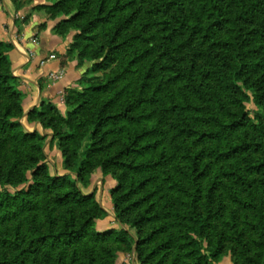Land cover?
Masks as SVG:
<instances>
[{
	"label": "trees",
	"instance_id": "obj_1",
	"mask_svg": "<svg viewBox=\"0 0 264 264\" xmlns=\"http://www.w3.org/2000/svg\"><path fill=\"white\" fill-rule=\"evenodd\" d=\"M52 2L78 64L104 74L67 95L66 118L26 116L57 140L58 176L18 120L0 42V264H115L117 248L139 264H264V0ZM98 169L134 234L94 229L106 213L77 182Z\"/></svg>",
	"mask_w": 264,
	"mask_h": 264
},
{
	"label": "crops",
	"instance_id": "obj_2",
	"mask_svg": "<svg viewBox=\"0 0 264 264\" xmlns=\"http://www.w3.org/2000/svg\"><path fill=\"white\" fill-rule=\"evenodd\" d=\"M26 7H29V4ZM27 9L14 15L15 10L11 2L0 0V41L11 43L14 47L8 55L13 76L20 82L19 91L23 98L22 109L25 120L29 112L40 111L47 104H53L63 112L60 94L68 92L70 88H76L83 71L74 67V61L66 55L67 43L53 33L52 26L46 25V28L38 31L36 20L29 18L23 23L19 21L23 18V14L28 13ZM18 25L20 34H16ZM27 50L33 53L31 59L26 57ZM51 55H55L56 58L49 60ZM41 61H45L42 66ZM57 72L62 74L59 80L49 78L51 73ZM27 124L30 131H43L38 123ZM222 264L232 263L229 258H224Z\"/></svg>",
	"mask_w": 264,
	"mask_h": 264
},
{
	"label": "rangeland",
	"instance_id": "obj_3",
	"mask_svg": "<svg viewBox=\"0 0 264 264\" xmlns=\"http://www.w3.org/2000/svg\"><path fill=\"white\" fill-rule=\"evenodd\" d=\"M10 1V0H9ZM11 2V1H10ZM13 5V3L11 2ZM29 7H26L28 6ZM53 4L52 0H15V5H13V8L15 10V13H18L19 11H23L26 8H28V13L26 12L23 14V18L19 21L21 23L28 21L29 18H32L36 20L38 25V31H42V29L46 28V25L52 26V31L55 35H57L60 39H62L65 43H67V50L66 55L74 61V67L76 69L81 68L82 74L79 76V80L77 83L76 88H70L68 92L60 94L61 98V104H63L62 108L64 109L63 112H61L55 105L50 104L51 106L55 107L58 112L60 113L62 118H66L67 114L72 112L71 108H66L65 106V99L68 94H73L77 92H82L84 88L87 87V80L90 78H98L101 79L103 77V71H93L92 66L94 62H88V61H81V64H78V52L76 50H72V46L74 44V36L77 34L76 31L70 30V27L59 28L58 24L62 20H66L69 18V16H64L62 14L52 15L47 12L45 9H41L40 6H47ZM33 6L31 9L30 7ZM75 14L73 10L70 11V15ZM25 18V19H24ZM41 23V24H40ZM40 24V25H39ZM20 26L18 25V32L19 33ZM56 32H59L60 34H57ZM1 42V41H0ZM26 57L28 59H31L33 57V53L31 50L26 51ZM56 58L55 55H51L49 57V60H54ZM45 64V61H41ZM40 62V65H41ZM80 62V61H79ZM43 64V65H44ZM42 66V65H41ZM62 74L60 72L57 73H51L49 75V78L52 80H59L61 78ZM84 79L85 81H82ZM20 82L18 80V90H19ZM23 99V98H22ZM49 105V104H47ZM46 105V106H47ZM249 108H252L249 106ZM19 122L29 133L36 132L39 136H45L40 140L43 143L44 146V159L45 162L50 169L51 172L55 173L58 176H64L66 174H70L66 168L65 163L62 157V154L59 150V146L57 144V140H53V137L51 136V133L49 131H46L43 129V131L39 130H28V121L27 119H24V116H21V118L18 119ZM27 122V123H26ZM32 123H38L33 122ZM30 122V123H31ZM40 125V123H38ZM41 126V125H40ZM46 133V134H45ZM89 181L87 183H81L77 182V186L80 188V190L87 194V195H94V199L100 204L101 208L106 213L105 216L101 219H98L94 222V229L97 232H106V231H112L114 233L119 232L122 228L126 229L127 231L134 234V230L132 231L126 226H120L117 224V222L114 220V213L112 208V203L110 199V190L113 189L116 185V182L110 177V175H103L100 170H96L95 172H92L90 174ZM88 180V179H87ZM115 248V246H114ZM116 252V261L115 264H139V262L136 260V257L134 253L124 252L122 249H115ZM224 258H229V261L232 263L231 258L229 255H226ZM233 264V263H232Z\"/></svg>",
	"mask_w": 264,
	"mask_h": 264
},
{
	"label": "built area",
	"instance_id": "obj_4",
	"mask_svg": "<svg viewBox=\"0 0 264 264\" xmlns=\"http://www.w3.org/2000/svg\"><path fill=\"white\" fill-rule=\"evenodd\" d=\"M44 63L43 62H41V65H43Z\"/></svg>",
	"mask_w": 264,
	"mask_h": 264
}]
</instances>
